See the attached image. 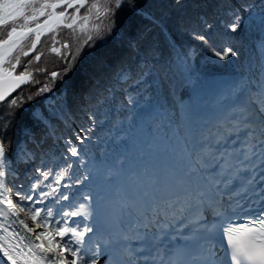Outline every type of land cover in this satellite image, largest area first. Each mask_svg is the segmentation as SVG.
Listing matches in <instances>:
<instances>
[{"label":"snow or ice","instance_id":"snow-or-ice-1","mask_svg":"<svg viewBox=\"0 0 264 264\" xmlns=\"http://www.w3.org/2000/svg\"><path fill=\"white\" fill-rule=\"evenodd\" d=\"M175 3L183 6L182 0ZM255 7L244 3L228 9L220 26L237 32ZM125 10L144 15L136 0H0V103L22 84L39 83L35 73L47 72L32 68L42 52L22 63L37 51L42 36L65 65L48 78L63 80L85 45L124 38L117 20ZM201 19L205 29L214 30L215 22ZM63 29L82 39L72 47L61 44L57 37ZM191 36L220 60L239 55L231 46L212 47L204 33ZM190 59L191 52L177 56L182 64ZM126 80V74L119 76L120 82ZM49 91L51 84H44L37 95ZM105 91L108 96L97 101L101 107L114 98L115 89ZM231 98L219 119L180 143L179 162L168 169L163 187L154 176L139 207L122 203L114 230L100 212L98 173L104 169L106 183L118 169L102 156L90 161L82 151L103 123L96 113L87 114L90 126L63 139V151L56 154L41 140L13 154L5 129L0 136V264H99L101 249L105 264H264V66L241 81ZM123 102L137 104L131 94ZM16 106L17 98L5 105ZM33 119L48 129L46 121L59 116L41 112Z\"/></svg>","mask_w":264,"mask_h":264},{"label":"trees","instance_id":"trees-1","mask_svg":"<svg viewBox=\"0 0 264 264\" xmlns=\"http://www.w3.org/2000/svg\"><path fill=\"white\" fill-rule=\"evenodd\" d=\"M136 3L144 15L127 10L118 14L117 23L124 38L98 39L92 47L85 45L63 80L53 82L48 78L51 71L61 72L65 65L50 51L47 37L41 38L36 52L22 58L23 63L42 52L41 60L33 63L32 68H45L47 72L35 73L34 79L39 83L24 84L0 103V117H4L0 119V136L5 135L6 129V144L11 153L21 146L31 148L33 140H41L51 154L62 152V140L82 125L89 127L87 114L93 112L103 123L96 126L94 139L86 142L82 151L89 154L90 161L102 156L106 164L115 168L117 161L124 160L126 155L136 156V151L144 154L153 146L150 135H146V131L153 132L152 102L163 108L169 121L182 130V107L193 100V90L203 78L225 74L247 79L255 76L262 66L264 10L261 0H182V7L176 6L175 0H136ZM244 3L256 7L251 16L245 17L242 27L235 33L222 28L219 21L225 18V12ZM201 18L215 22L214 30L205 29ZM193 32L209 36L214 48L234 47L238 57L220 60L210 47L192 39ZM59 35L67 39L70 47L76 39H82L67 29ZM181 52H191V59L185 64L177 60ZM53 57L58 61H53ZM121 74L127 75L125 82L119 81ZM44 84H51V91L37 95ZM108 88L115 89L114 98L109 97L101 107L97 101L108 96L105 91ZM125 94L136 98L134 107H125ZM46 96H55L51 107L43 103ZM13 98H17L18 106L5 107ZM36 106L46 114L54 112L59 116L50 121L52 131L33 119L32 110ZM49 130L53 135L49 136ZM28 135L33 139L26 140Z\"/></svg>","mask_w":264,"mask_h":264},{"label":"bare ground","instance_id":"bare-ground-1","mask_svg":"<svg viewBox=\"0 0 264 264\" xmlns=\"http://www.w3.org/2000/svg\"><path fill=\"white\" fill-rule=\"evenodd\" d=\"M214 86H215L216 92L221 95V98H223V101L216 108V110L219 114V117H220L224 113V110L227 108V105L229 104V102L232 101V98H231V94H229L221 85L215 83ZM156 107L159 108V110H160V114H161L160 118H155V120L153 121L154 124L152 125L153 132H149V134H148V131H146V135H154L155 133L157 135V132H158L160 134L164 133L166 135H170V138L164 142L159 141L157 143L156 142L153 143V147H154L153 149L155 150V152L157 154V156L154 155V159H151L149 161L148 156H146V154H149L151 152V150L149 148H147L145 150V153L142 154V157L146 160V163L150 164L151 166H155V164L158 162V160L160 161V162H158V165L155 168V172L158 175V177L161 178V183L164 186V184L167 180V177H166L167 171L171 167V164L167 158L172 154V151L169 149L171 147L172 141L175 140L176 142L181 143L184 140L183 137H185L188 134V129L190 127H196L197 130H195V133H199L202 129L203 124L205 122H207L208 119L206 116L201 118L200 116L196 115L195 119L188 120V121L184 122L183 128L181 130L177 124L169 121L166 111L163 108H161L160 106H158L157 103H156ZM161 117H164V118L162 119ZM172 127L176 130V132H171L170 129H172ZM178 138H181V139L183 138V139L181 141H178V140H176ZM166 159H167V162H165ZM163 168H165L164 171L161 170ZM100 179H101L102 185L105 186V182L102 181V177H100ZM130 191H132L131 187H130ZM100 212H101V214L104 213V211H101V210H100Z\"/></svg>","mask_w":264,"mask_h":264},{"label":"rangeland","instance_id":"rangeland-1","mask_svg":"<svg viewBox=\"0 0 264 264\" xmlns=\"http://www.w3.org/2000/svg\"><path fill=\"white\" fill-rule=\"evenodd\" d=\"M71 11V10H70ZM57 39L60 41V43L62 44V43H64V42H67L68 43V41H67V39H62V37H61V35H59L58 37H57ZM79 41V39H76L75 40V42L73 43V44H75V43H77ZM51 43V42H50ZM58 48H60V44H57L56 45ZM50 48H51V46H50ZM63 49H61V51H62ZM53 61H58V59L57 58H55V57H53ZM54 71H57V70H54ZM52 72V71H51ZM50 72V73H51ZM58 72V71H57ZM237 79H240V77H238ZM205 89H209V86H205ZM194 122V121H193ZM171 130V132H176V130L172 127V129H170ZM157 131V130H156ZM170 138V135H166V134H164V133H158L157 132V135H156V133L152 136V139L157 143V142H159V141H166L167 139H169ZM176 140H178V141H181V140H179V138L178 139H176ZM180 143H178L177 142V144H176V148H178V149H180V145H179ZM151 153L152 152H150L149 154H146V156H148V159H149V161L151 160V159H154V157H149L150 155H151ZM153 156H154V154H153ZM126 160L124 161V167H122V168H125V169H128L129 171H133L135 174H136V176L138 177V180H140V177H139V174H141V176L143 175V173H142V167H144L145 166V162H144V158L142 157V155H138L137 156V154H136V156H135V154H134V156H132V153L131 154H129V155H126V158H125ZM146 161V160H145ZM148 162V161H147ZM112 164V163H111ZM100 173V172H99ZM148 176V175H147ZM142 178H143V181H146V179H145V177L144 176H142ZM106 205H104L103 204V201H101V206H100V210L101 211H104L105 212V210H106ZM23 215V214H22ZM29 225L30 226H32V224H31V222L29 221ZM101 262V259L99 258V263Z\"/></svg>","mask_w":264,"mask_h":264},{"label":"water","instance_id":"water-1","mask_svg":"<svg viewBox=\"0 0 264 264\" xmlns=\"http://www.w3.org/2000/svg\"><path fill=\"white\" fill-rule=\"evenodd\" d=\"M23 85H24V84H22L21 86H23ZM21 86H20V87H21ZM18 88H19V87H18ZM18 88H16L15 91H16ZM15 91L11 92V94H13ZM11 94H10V95H11ZM10 95H7L6 99H7Z\"/></svg>","mask_w":264,"mask_h":264}]
</instances>
